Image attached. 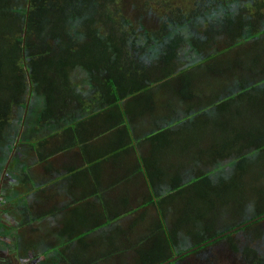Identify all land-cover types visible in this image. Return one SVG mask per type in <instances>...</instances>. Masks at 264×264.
<instances>
[{
  "label": "trees",
  "instance_id": "obj_1",
  "mask_svg": "<svg viewBox=\"0 0 264 264\" xmlns=\"http://www.w3.org/2000/svg\"><path fill=\"white\" fill-rule=\"evenodd\" d=\"M232 1L199 0L187 10L170 6L158 27L148 28L135 25L119 0H0V170L6 149L16 146L13 138L18 131L11 134V129L23 124L27 132L32 114L36 129L18 139L12 155L15 168H25L26 179L33 178L36 163L44 167L35 174L49 172L52 156L69 149H76L77 162L88 163L77 165V176L98 178L99 164L109 161L126 175L139 170L148 192L144 204L154 206L156 228L168 231L161 243L167 246L165 254L141 264H158L262 214L264 206L241 197L247 187L240 179L264 163V29L244 32L251 26L246 14H263L264 0H253L250 10L244 4L233 13L206 17L213 8ZM241 43L239 53L236 45ZM190 51L194 55L189 58L183 54ZM79 69L102 88L100 106L85 116L76 111L91 105L76 90ZM200 76L211 80L201 81ZM204 90H209L204 100L195 101ZM173 100L183 101L186 113L174 121ZM69 101L77 102L76 109L67 108ZM203 101L207 105L200 106ZM158 106L160 112L154 113ZM135 166L128 173L126 167ZM96 191L92 195L99 197ZM127 201L126 194L108 195L97 201L101 207L89 202L69 211L75 219L59 232L65 259L73 243L84 249L82 229L92 225L85 219L86 211L113 220L117 219L113 212L127 210ZM201 204L208 206V217L202 219L215 218L195 236V223L202 219L191 215ZM184 209L187 213L180 211L184 216L180 220L176 211ZM146 214L143 210L134 216L133 227L144 224ZM35 215L40 217L41 212ZM224 215L229 223L219 230ZM263 219L239 231L260 237ZM173 220L175 225L168 228ZM232 233L194 251L231 239ZM78 250L71 256L77 258ZM231 250L239 254L241 264H264L257 247L231 243ZM188 254L167 264H178Z\"/></svg>",
  "mask_w": 264,
  "mask_h": 264
},
{
  "label": "rangeland",
  "instance_id": "obj_2",
  "mask_svg": "<svg viewBox=\"0 0 264 264\" xmlns=\"http://www.w3.org/2000/svg\"><path fill=\"white\" fill-rule=\"evenodd\" d=\"M196 2H199V0H119V4L123 7L126 15L129 18L135 20V25L145 24V26L148 28L158 27L159 23L164 18L165 13L168 12L170 6H180L183 10H187L193 5H196ZM252 2L253 0H235L228 4L218 6L215 9L213 8L214 10L212 9V12L209 11L205 15L206 17H217L218 14L221 15L226 11L233 13L237 10L238 6H243L244 4L246 7H248V10H250V5L252 4ZM261 12H263V14H260L261 17L257 13L249 12V14H246L248 16L247 20H250L251 26L249 25L247 28L245 27L244 32L250 33L251 31L254 32L256 29H258V31L264 29V8L261 9ZM242 43L239 44L240 46H234L239 49V53L243 52V50H241ZM224 46H221V48H223ZM245 46H247V43ZM187 53L188 54H183H185L188 58L191 55H194L192 51H190V53ZM202 54L207 55L208 52H203ZM233 54H235L234 51L231 53V56H233ZM251 54H255V52L251 51ZM180 59L182 61L187 60L182 55L180 56ZM75 77L78 78L76 90L82 93L83 99L89 102L91 105L88 109L84 110L79 108L78 110L76 109L77 102L69 101V105L67 108L69 110L76 109V111L78 112L82 111L83 113H81V115L85 116L86 114L92 112L100 106L101 101L98 100V95L102 92V88L97 83L90 81L89 76L80 69L75 71ZM200 80L208 81L211 79L208 77L200 76ZM229 86L231 87V84H229ZM208 92L209 90L202 91L194 98L195 101H197L198 98L201 101L204 100V97ZM173 101L176 103L174 111L171 112V119L174 121L181 118L186 113L183 101ZM205 105L207 104L203 101L200 106ZM194 110L196 109H193L192 111ZM156 111L160 112L159 106L157 110L155 109L154 113ZM35 116L36 114H32L31 116H29L27 132H25L26 127L23 126V124H20L18 129H11V134H13L15 131H18L17 133H15L16 136L13 138V142H16V146L14 145L13 148L11 147V149H6L7 152H5L8 153V156L4 161L5 163L3 167L0 170V177L1 175H12L15 180L19 181V183H17L16 185H20V187L18 188L19 192L21 191L24 193L27 190L30 191L29 193H27L26 197L29 199V209L32 211V214H34L37 209H39L41 212H44L46 204L51 203L52 200L59 201L56 203L64 202L70 205H73L74 203L80 204L82 202H88V200L92 199L89 194L82 195L76 193L74 195L73 193L69 192L66 188L65 180L59 178V173L53 171V169H51L49 172H42L39 175L35 174L34 170L40 171L41 167H44L43 164L36 163L33 166L34 168H32L33 170L31 172V176L33 178L30 180L25 178L26 176L24 167L22 169L15 168V161L12 160V156H10V154L14 153L15 147H17L18 139L21 136H26L27 134L30 135L36 129L37 124H34L36 122ZM145 123L147 125H150L149 121L146 119ZM10 144L11 143H9V145ZM9 158L10 160L7 165L10 166L8 168H5L7 160ZM28 158L29 157L26 156L25 163L28 162ZM128 164L132 165L133 163L131 161H128ZM121 174L125 173L122 172ZM257 176L261 178L256 179ZM240 180L243 185L247 187V191L241 197H243L245 200L250 199L260 206H264V163L260 166L252 167L249 171V177L243 176ZM116 187L119 186H114L112 188ZM127 187L128 181L125 185H122L120 187V192H124ZM134 190L135 187L131 188L130 191L132 192ZM10 192H14L15 195V190H10L8 191V193H6V196L8 198L12 195ZM125 192L129 193V191L127 190ZM135 192H137V189L135 190ZM234 195L235 193L233 194V196ZM131 196L136 197L135 203H133L134 205H137L143 201V197L141 195L138 196L131 194ZM85 199L87 200L83 201ZM18 201L21 202L20 199ZM5 204L6 202L2 204V206L4 207ZM114 205L118 206L117 204ZM145 206V204L136 207L133 206L135 207V211L131 209L132 211L129 215L128 213L124 214V212L119 211V213L117 212L113 215V218L117 217L118 219L113 220H107V218L104 219L103 216L101 217V215H95L91 212L90 217H88L89 221H87V223L88 225H92H90L87 229H82V231H89L87 233L88 235H85L84 238H87L88 236L91 237L88 239V242H85L86 249L80 251L81 260H83L85 264H139L142 261L156 258L157 256L165 254L164 252H166L167 246L165 244L161 245V243L166 237L168 238V231L162 232L160 229L158 230L156 228L157 218L155 217L156 213L152 206H148L144 210V212H148V214H146L145 216V223L143 224L142 222H139L137 225H134L135 227H137L138 225H142V227H138L137 230L135 229V227H133L132 223H129L127 222V220H125L127 218L129 220L130 218H134V216L140 213V211L138 210H141ZM180 206H182V204H180ZM120 207L122 209H119L122 211L124 206ZM216 207H218V205L212 207L211 210L213 211ZM117 208L118 207H115L114 209L116 210ZM207 208L208 206L201 204L200 208L195 210V214L190 215L194 218L202 219V217L206 215L205 213ZM250 208L251 207H248L247 210H250ZM40 211L37 213L39 214ZM180 211H182V213H187V211L186 209L176 211L178 214V219L181 220L182 218H184V216ZM206 216L208 217V215ZM214 216L212 218H215ZM51 217V215L40 217L29 224L27 227V230L31 231V233L40 234L41 242L40 246L38 247V251L40 254L45 255V259L47 260V262H49V264H51V262L53 264L52 260L55 259V257H64V255L60 254L58 251L59 248L62 247V242L60 240L61 237L58 233L59 225L58 223H54L51 220ZM226 217L227 215L221 216V219H219V226L217 225V229L221 230L226 224L229 223ZM212 218L210 219V222L209 219H202L198 224L195 223L198 228H194V235L197 236L199 233H201L203 227L206 224L211 225ZM186 220H188V217L186 218ZM172 224L175 225L174 220L172 222H169L167 227L170 228ZM191 225H193V223H191ZM95 227L99 228H97L93 232ZM188 228L190 229L191 226L186 225L185 229ZM239 229L233 231L231 239L224 238L218 242L210 244L205 248L197 251L193 250V252L191 251L189 252V254L187 253L188 255H185L182 259H180L178 261V264H241L239 254H236L231 250V243H235L238 247H241L242 245H244V243H246L247 245L257 247L258 250H261V253L264 254V219L261 223L260 230L262 231V235L260 237H251L247 234V232L239 231ZM180 242H183L181 244H186L183 239H181ZM168 250H171V248L169 247ZM146 255H148V257H146Z\"/></svg>",
  "mask_w": 264,
  "mask_h": 264
},
{
  "label": "crops",
  "instance_id": "obj_3",
  "mask_svg": "<svg viewBox=\"0 0 264 264\" xmlns=\"http://www.w3.org/2000/svg\"><path fill=\"white\" fill-rule=\"evenodd\" d=\"M75 154H76V149H69L66 151H61L58 152L56 154H54L51 158V166L53 171H56L59 173V178H62L65 180L66 182V188L69 192L73 193L74 195L76 193L79 194H89L90 197L92 199L88 200V202H92L91 204H96L97 208L101 207V204H99L100 199H105L107 198L108 195H111V197H116V196H123V194H126V197L128 198L127 201V206H125V208L127 207V210H124V214L128 213V215L130 214V212L132 211L131 209H134L136 206H139L140 203L144 204L145 200H144V196L148 195L147 189L144 190V187H146V181L144 178V174L142 172L135 171V174L130 176L129 174H121L122 170L118 169L117 166L113 163V162H104L103 164H99V176L98 178H95L93 175H75L74 171L77 170V165L78 167H87L88 163L85 162V164H81L79 162H77V159L75 158ZM100 160V157L97 159ZM44 164V163H41ZM127 171H129L128 173H130V171L132 170H136L137 166H135L134 168H128L126 167ZM88 178V179H87ZM128 181V187L126 188L128 192H120L121 190V186L125 185ZM86 183V185H85ZM133 185V186H132ZM114 186H119L116 188H112ZM20 187V185H19ZM135 187V190L137 189V192L134 191H130L131 188ZM97 188V189H96ZM97 190V191H96ZM144 190V191H142ZM93 191H96V193H100L99 197L93 196L92 193ZM30 191L27 190L26 192H24L22 194L23 196V203L25 202L26 205L29 207V199L26 197L27 193H29ZM120 193V194H119ZM131 194L134 195H141L143 197V202H140L137 205H133V203L136 200V197L131 196ZM123 198V197H122ZM87 199L83 200L86 201ZM59 202L57 200H52L51 203H47L46 204V208L44 210V212H41V216H48L51 215V220L54 223H58L59 225V230L58 233L60 232V230L62 229L63 226L65 225H70L71 224V220L75 219V214H69V211L75 210V207L77 204H66V203H56ZM121 202H124V200L122 199ZM83 204L85 202H82ZM50 204V205H48ZM81 204V203H80ZM123 204V203H122ZM141 204V205H142ZM146 206L144 208H142L141 210L138 211H143L146 209V207L148 206H152L154 207L152 204H145ZM120 206H124V205H120ZM135 206V207H133ZM48 208V209H47ZM97 208H94L95 210H98ZM120 208V207H119ZM29 209V208H28ZM124 209V208H123ZM50 210V212H49ZM120 209H118L119 211ZM113 211V210H112ZM117 212H113V215L116 214ZM119 213V212H118ZM112 215V216H113ZM86 220L90 217V211H86ZM39 217V218H40ZM69 218L70 220H66V218ZM105 219V217H104ZM118 219V218H117ZM127 220V222H131L132 219L130 218V220L127 218L125 219ZM88 231H86L84 233V235H88L87 234ZM87 239V238H85Z\"/></svg>",
  "mask_w": 264,
  "mask_h": 264
},
{
  "label": "flooded vegetation",
  "instance_id": "obj_4",
  "mask_svg": "<svg viewBox=\"0 0 264 264\" xmlns=\"http://www.w3.org/2000/svg\"><path fill=\"white\" fill-rule=\"evenodd\" d=\"M9 166L7 165V168ZM17 183L19 181L15 180L12 175H1L0 177V264H49L45 259V255L40 254L38 251L41 242L40 234L31 233V231L27 230L28 225L39 217L36 215L31 217L32 211L28 209L29 207L25 202L23 203V192H19V185L16 186ZM13 189L15 190V195L14 192H10L12 195L8 198L6 193ZM19 199L21 202L18 201ZM5 202L6 204L3 207L2 204ZM39 211L37 209L35 212ZM90 237L88 236L85 239L86 242L89 241ZM76 247L78 245L75 242L68 249V258L65 259L63 256L61 258L55 257L52 260L53 264L82 263L80 258V251L82 250H78ZM60 249L58 251L61 254ZM84 249H86L85 246ZM77 250L79 251L78 259L75 255L71 256Z\"/></svg>",
  "mask_w": 264,
  "mask_h": 264
},
{
  "label": "water",
  "instance_id": "obj_5",
  "mask_svg": "<svg viewBox=\"0 0 264 264\" xmlns=\"http://www.w3.org/2000/svg\"><path fill=\"white\" fill-rule=\"evenodd\" d=\"M10 156H12V153L10 154ZM10 158L8 159V161H7L6 165H5V168L7 167V164L9 162ZM262 217H264V212L262 214H260V215H257L255 217H253V218H251V219L243 222V223H240V224H238V225H236V226H234V227H232L230 229H227V230H225V231H223V232L215 235L214 237H211V238H209V239H207V240H205V241H203V242H201V243H199L197 245H194L193 247H190V248H188L186 250H183L182 252L176 253L173 256H171L170 258H168V259H166V260H164V261H162V262H160L158 264H167V263H170V262L176 260L177 258H179L181 255L187 254V253L193 251L194 249H197L200 246H203L205 244H208V243L212 242L214 239L220 238L221 236H224V235H226V234H228L230 232H233V231H235V230L243 227L244 225L249 224L252 221H255V220L260 219Z\"/></svg>",
  "mask_w": 264,
  "mask_h": 264
}]
</instances>
